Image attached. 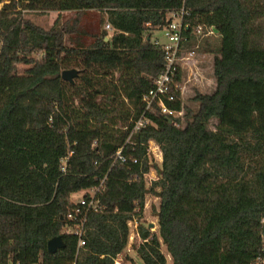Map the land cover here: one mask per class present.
<instances>
[{"label":"trees","instance_id":"trees-1","mask_svg":"<svg viewBox=\"0 0 264 264\" xmlns=\"http://www.w3.org/2000/svg\"><path fill=\"white\" fill-rule=\"evenodd\" d=\"M1 1L0 264H113L146 194L159 203L157 232L138 222L144 264L166 263L159 238L172 264H250L264 243V0ZM89 9L100 12L95 30L83 24ZM26 10L58 14L43 27ZM64 10L74 14L62 20ZM179 12L182 47L197 40L196 24L219 37L205 47L214 89L196 91L193 107L178 87L167 104L183 110V125L154 104L130 133L164 61L151 34ZM17 63L27 67L19 72ZM68 66L79 67L78 82L61 78ZM149 139L160 161L148 157ZM119 148L125 160L114 159ZM150 169L156 178L147 181ZM102 178L103 209L87 213L77 251V236L63 231L71 194ZM58 234L63 245L49 252L47 240Z\"/></svg>","mask_w":264,"mask_h":264},{"label":"built area","instance_id":"built-area-1","mask_svg":"<svg viewBox=\"0 0 264 264\" xmlns=\"http://www.w3.org/2000/svg\"><path fill=\"white\" fill-rule=\"evenodd\" d=\"M173 17L168 21L166 25H164L160 30L163 32L164 39L160 40L159 37H154L152 42L159 46L163 50L164 61L162 65V70L157 74V76L153 79L152 86L143 93L141 97V101L143 103V112L139 115L137 119L133 121L130 133L133 131H137L143 126L148 119L144 115L146 110H153L154 104L160 109L161 112L171 115L172 117H183V110L176 109L170 107L167 104V101H174L176 99L175 92L180 84L175 83V75L178 69H180L181 60L188 59L193 56L195 50L199 45V40L201 36L214 34V29L212 26H204L203 24H196L193 26L191 33L193 36L197 37L195 43L188 47L185 50L182 47V40L185 39V35L182 33L183 27H187V24L182 22V13H172ZM107 29H112L109 23L105 24ZM173 123L175 125H180V121L174 120ZM160 149L157 142L153 139H149L147 143V155L149 157L150 150ZM161 153V150H160ZM121 158L125 160L126 157L121 154V148L117 149L114 155V159ZM133 162H137L138 159L136 157L131 158ZM150 175L149 180L155 179L156 174L151 170L144 173L145 175ZM104 178H102L97 184L92 186L83 187L77 191L81 192L80 195L76 197H71L72 202L70 207H68L65 218L70 221V224L63 227V231L72 232L77 236V251L80 247H82L85 243L84 233L86 229V215L90 210H102L103 205L99 203V199L97 197L98 192L103 187ZM158 197V196H157ZM135 216L130 218L127 221L129 226V234L128 240L126 242L125 248L122 252H119L113 258V264H127L126 254L128 249H133V244L145 241L146 238L142 239L139 231L138 224L135 220ZM137 247V245H136ZM130 262V261H129ZM131 263V262H130ZM128 263V264H130ZM7 264H23L17 260H10ZM28 264H40L38 261L34 263ZM250 264H264V243L261 247L260 252L257 254L255 259Z\"/></svg>","mask_w":264,"mask_h":264},{"label":"rangeland","instance_id":"rangeland-1","mask_svg":"<svg viewBox=\"0 0 264 264\" xmlns=\"http://www.w3.org/2000/svg\"><path fill=\"white\" fill-rule=\"evenodd\" d=\"M2 4V1L0 0V5ZM57 12L54 10H48V11H40V10H26L24 12L25 16L29 17L32 21L35 23L43 26V27H49L54 19ZM74 14L73 10H64L60 13L61 19H65L67 17H70ZM100 12L96 9H89L85 12L83 17V24L85 27H87L90 30H95L100 27L98 23V19ZM169 16H171V13H168ZM173 17V16H171ZM105 27V23L104 26ZM108 33H111V29H107ZM153 36H158L160 40L164 39L162 30H155L151 34V38ZM218 35L215 33L212 34L208 40V45L201 44L200 47L195 50V53L193 56L189 57L188 59H182L180 68L182 70V78L179 82L180 84V95L182 98V102L187 105H191L195 107V101L192 99V96L196 91L200 92H211L214 89L215 86V79L213 76V66H212V60H213V52L209 51V48H212L213 46L217 45L218 42ZM208 49H206V48ZM189 48V47H188ZM187 50V48H185ZM36 56H39V54H35ZM25 67H27V64L23 63H17V70L21 72ZM76 68L79 69L78 66H68L65 68ZM62 71V69H61ZM81 71L79 70L77 75L74 77V82H78L79 76ZM181 124H184L183 117L180 118ZM216 123L215 119H211L210 127L214 128V125ZM149 157L153 158L154 160L160 161L162 158V154L160 153V149H153L149 152ZM153 173H155L154 169H150ZM150 175H145V179L148 181ZM81 192L75 191L72 193V197H76L80 195ZM159 203V198L155 194H146L144 198V205L141 212L140 220L145 223L150 228L151 232H157V218L152 212V208H157ZM135 220L138 224L140 221L138 217L135 215ZM152 222V225L150 226V223ZM160 241V249L164 253L166 257V263L165 264H172L171 257L169 253L166 250V246L163 242ZM139 240L137 243L133 244V249H128L126 254V261L127 264H144L142 260L139 258L136 252V245L138 246ZM130 261V262H129Z\"/></svg>","mask_w":264,"mask_h":264},{"label":"water","instance_id":"water-1","mask_svg":"<svg viewBox=\"0 0 264 264\" xmlns=\"http://www.w3.org/2000/svg\"><path fill=\"white\" fill-rule=\"evenodd\" d=\"M107 38V37H106ZM78 70L76 68H65L61 71V78L69 82H73L74 77L77 75ZM152 222L150 223V226ZM63 245L62 237L60 234L50 237L47 240V249L49 252H54L57 248Z\"/></svg>","mask_w":264,"mask_h":264},{"label":"crops","instance_id":"crops-1","mask_svg":"<svg viewBox=\"0 0 264 264\" xmlns=\"http://www.w3.org/2000/svg\"><path fill=\"white\" fill-rule=\"evenodd\" d=\"M54 11H56V10H54ZM57 13L56 14H58V11H56ZM55 16H57V15H55ZM112 30V29H111ZM154 37H156V36H153L152 38H151V40L154 38ZM158 37V36H157ZM72 195V194H71ZM72 197V196H71Z\"/></svg>","mask_w":264,"mask_h":264}]
</instances>
